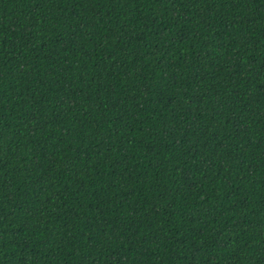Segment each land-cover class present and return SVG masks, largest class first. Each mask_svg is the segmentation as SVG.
<instances>
[{"label": "trees", "instance_id": "16d2710c", "mask_svg": "<svg viewBox=\"0 0 264 264\" xmlns=\"http://www.w3.org/2000/svg\"><path fill=\"white\" fill-rule=\"evenodd\" d=\"M0 264H264V0H0Z\"/></svg>", "mask_w": 264, "mask_h": 264}]
</instances>
